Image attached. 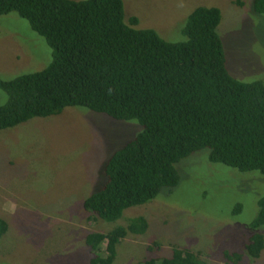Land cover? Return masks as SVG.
I'll return each mask as SVG.
<instances>
[{"label": "trees", "instance_id": "1", "mask_svg": "<svg viewBox=\"0 0 264 264\" xmlns=\"http://www.w3.org/2000/svg\"><path fill=\"white\" fill-rule=\"evenodd\" d=\"M253 6L264 14V0H254ZM11 13L46 40L53 59L39 72L0 77L7 96L0 106V130L78 107L137 120L143 128L107 162V182L84 203L90 221L114 224L126 210L175 189L181 181L176 165L204 149L210 150L211 163L264 176V85L229 74L219 8H196L181 42L140 28L137 17L127 19L124 0H0V17ZM241 211L237 205L234 214ZM251 226L264 227V197ZM148 227L144 217H135L108 233H90V264H114L123 240L145 234ZM7 231L0 218V237ZM245 249L258 259L264 235L254 233ZM225 258L242 262L239 253L227 252ZM142 264L208 263L175 248L170 257Z\"/></svg>", "mask_w": 264, "mask_h": 264}, {"label": "rangeland", "instance_id": "2", "mask_svg": "<svg viewBox=\"0 0 264 264\" xmlns=\"http://www.w3.org/2000/svg\"><path fill=\"white\" fill-rule=\"evenodd\" d=\"M83 1V0H75ZM254 0H124L127 19L155 30L168 42L185 40L183 29L198 7L222 12L218 33L227 70L242 83L264 85V14ZM52 49L16 13L0 17V77L39 72L52 62ZM7 100L0 90V106ZM137 120H115L85 108L35 118L0 130V218L8 231L0 237V264H90V233H108L144 217L145 234H129L117 248L114 264H142L189 250L208 264H230L225 253L242 255L241 264H264V251L250 257L246 245L254 233L264 176L240 173L210 162V150L176 165L180 184L164 189L151 203L125 211L114 223L89 220L85 201L105 182L111 156L137 138ZM237 205L240 214H234Z\"/></svg>", "mask_w": 264, "mask_h": 264}]
</instances>
